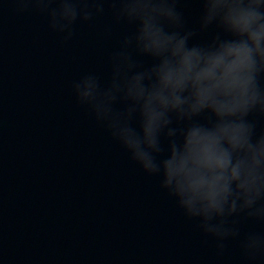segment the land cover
I'll return each mask as SVG.
<instances>
[{
    "label": "clouds",
    "instance_id": "obj_1",
    "mask_svg": "<svg viewBox=\"0 0 264 264\" xmlns=\"http://www.w3.org/2000/svg\"><path fill=\"white\" fill-rule=\"evenodd\" d=\"M11 0L71 41L77 24L108 15L124 30L106 75L71 94L109 140L223 257L264 264V0Z\"/></svg>",
    "mask_w": 264,
    "mask_h": 264
},
{
    "label": "water",
    "instance_id": "obj_2",
    "mask_svg": "<svg viewBox=\"0 0 264 264\" xmlns=\"http://www.w3.org/2000/svg\"><path fill=\"white\" fill-rule=\"evenodd\" d=\"M13 7L0 0V264H242L238 242L217 257L77 106L72 81L106 75L124 29L105 37V15L63 43ZM184 7L194 25L198 5Z\"/></svg>",
    "mask_w": 264,
    "mask_h": 264
}]
</instances>
